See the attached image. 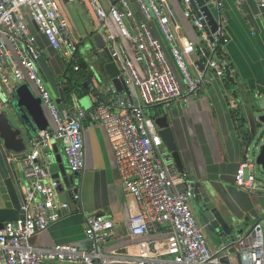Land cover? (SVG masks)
Listing matches in <instances>:
<instances>
[{
    "label": "built area",
    "instance_id": "obj_1",
    "mask_svg": "<svg viewBox=\"0 0 264 264\" xmlns=\"http://www.w3.org/2000/svg\"><path fill=\"white\" fill-rule=\"evenodd\" d=\"M177 1L197 34L196 41L177 36L179 27L172 25L168 0H134L138 14L128 0H0V113L15 89L28 82L54 124V128L38 132L29 141L28 151L19 160L26 187L25 203L21 207L23 219L5 223L0 229V264H220V257L231 249L237 253L239 264H264L262 222L256 223L250 234L227 238L216 253L208 249L205 232L192 209V187L187 176L175 169L153 115L146 111L169 106L174 101L186 103L204 92L214 80H222L225 74L226 68L219 57L221 48L229 42L227 22L220 15L223 0H208L196 10L192 6L194 0ZM256 1L264 7V0ZM76 2L86 7L89 21L102 31L109 57L118 63L125 75L124 85L133 89L134 95L102 98L96 94L95 105L89 110L76 107L60 111L39 75L37 61L42 53L28 23L34 24L49 46L78 72L81 37L64 9L65 4ZM203 7L218 11L215 31L211 30ZM109 21L118 36L112 33ZM150 23L156 25L167 49L153 35ZM100 53L105 54L104 49ZM231 106L236 107L233 102ZM86 122L104 130L122 188L136 201L138 212L130 219L131 234L145 236L168 228L176 247L172 259L146 254L136 258L107 255L104 245L113 234L114 223L94 214L85 218L84 233L91 244L89 249L59 244L50 248L33 246L32 238L37 233L77 208L78 184L71 185V190L76 191L72 196L74 206L59 201L61 184L49 173L52 162L44 161L47 150L60 142L67 170L71 175L81 174L85 169ZM247 152L248 148L234 183L250 193L264 191V185L256 182L255 164Z\"/></svg>",
    "mask_w": 264,
    "mask_h": 264
},
{
    "label": "crops",
    "instance_id": "obj_2",
    "mask_svg": "<svg viewBox=\"0 0 264 264\" xmlns=\"http://www.w3.org/2000/svg\"><path fill=\"white\" fill-rule=\"evenodd\" d=\"M128 1L138 14L134 0ZM168 3L172 10V25L179 27L177 36L196 41L197 34L190 22L184 18L181 3L177 0H168ZM223 4L220 15L226 19L225 31L229 42L221 48L219 57L228 71L226 77L230 86L225 87L223 79L214 80L204 92L188 99L186 103L174 101L169 106H157L146 111L154 115L158 109L161 112L164 108L168 110L175 143L184 163L183 173L187 176L189 184L199 183L203 188L210 187L208 196L227 221L232 234L247 235L252 233L254 225L258 222H262L264 228V191L247 192L235 185L234 177L245 157L241 134L252 139L259 127L254 110L257 101L264 96V8L256 0H242L240 4L237 0H223ZM103 5L106 6V3L103 2ZM82 6L83 14L88 15L86 7ZM108 23L112 33L118 36L112 21ZM28 27L41 53L47 55V63L59 82L67 72L68 62L49 46L34 24L28 23ZM149 27L167 49L156 25L150 23ZM84 32L86 36H80L78 58L85 62L88 71L93 75L90 81L94 88L90 94L92 104L95 105L94 94L102 98L114 94L134 95V90L129 87H126L128 94L115 91L111 80L117 78L124 81L125 75L116 61L113 62L106 53H100L101 48L97 47L93 40V37L102 31L98 30L97 25H92L88 29L84 27ZM84 39L90 40L85 48L82 46ZM118 41L126 46L121 39ZM194 57L192 59L197 58ZM137 68L139 69L138 66ZM191 70L196 73L193 68ZM12 99L15 100L14 95L11 96L9 104ZM77 100L75 98L67 105L68 111L80 107ZM232 102L236 105L235 108H232ZM236 109L244 119L240 129L232 117ZM49 120L54 128L52 120ZM35 136L26 139L27 148L29 141ZM54 146L66 168L63 144L58 142ZM84 147L85 169L72 180V183L78 184L80 198L76 204L77 208L46 230L37 233L32 238L33 246L50 248L59 244L74 246L79 250L89 249L91 244L84 233L85 218L94 214L114 223L113 234L104 245L107 255L136 258L146 254L172 259L176 247L168 228H160L145 236L131 234L130 219L138 212L137 204L133 196L123 190L108 138L97 124L85 123ZM47 153L44 162H54L56 154L53 147L47 150ZM67 172L71 175L68 170ZM20 178L24 194L26 187L21 173ZM256 182L259 186L262 185L259 181ZM72 194L71 188L67 189L61 184L59 201H67L74 206ZM205 236L208 249L212 253H216L219 246L231 237L221 232L213 236L205 233ZM220 264H239V257L229 250L225 256L220 257Z\"/></svg>",
    "mask_w": 264,
    "mask_h": 264
},
{
    "label": "water",
    "instance_id": "obj_3",
    "mask_svg": "<svg viewBox=\"0 0 264 264\" xmlns=\"http://www.w3.org/2000/svg\"><path fill=\"white\" fill-rule=\"evenodd\" d=\"M206 1L208 0H194L192 3L194 10L197 7L203 6ZM202 11L209 20V24L212 27L211 30L215 31L218 11L209 9L208 7H203ZM93 40L97 47L104 49L106 55L109 57L101 35L96 34ZM46 58L47 55L43 53L38 59V72L59 110L62 111L63 105L60 99L59 82L52 68L47 63ZM111 83L116 92L128 94L122 79L113 78ZM82 87L87 89L90 94L94 90L90 81L83 82ZM36 94L37 92L34 91L32 85L27 82L21 84L14 91L15 101L12 105L10 116L3 112L0 113V203L2 204L0 208V229L3 228L5 223L23 219L21 207L25 201L22 192L19 160L25 156L27 150L26 139L36 135L37 132L51 129L49 114ZM74 99H71L72 102ZM77 102L85 110L93 107L90 95L78 99ZM260 111L261 116L257 117L259 127L255 136L259 133L260 127L264 125V103L263 109L260 107ZM152 117L159 131L163 147L172 164L178 172L183 173L184 163L175 143L168 110L164 108L162 112L154 114ZM248 144L244 146L245 151L248 148ZM52 147L56 155L55 161L50 164L49 173L52 178L58 180L65 188L70 189L75 175L68 174L61 155L55 150L54 145ZM253 162L255 165L260 166L264 173V144ZM191 187L194 194V198L192 199L193 210L203 231L209 236L216 235L218 232L223 233L225 236H233L227 221L217 210L211 197L208 196L207 191H210V187L203 188L199 183L191 184ZM75 192L74 190L73 194ZM231 250L232 253H235L234 249ZM236 256H238L237 253Z\"/></svg>",
    "mask_w": 264,
    "mask_h": 264
},
{
    "label": "rangeland",
    "instance_id": "obj_4",
    "mask_svg": "<svg viewBox=\"0 0 264 264\" xmlns=\"http://www.w3.org/2000/svg\"><path fill=\"white\" fill-rule=\"evenodd\" d=\"M64 9H65V13H67L68 17L70 18L72 25L78 30L79 35L83 36L84 38L86 36L84 32V27L88 29L90 28V26H92V24L89 21L90 20L89 16L83 14V10H84L83 6L79 4L78 2H76L72 5L65 4ZM89 41H90L89 39H84V42H83L84 44H82L83 48L86 47V43ZM12 100L10 101V104H8L7 106L3 108V111H2L3 113L9 116L12 111V107H13L12 105L15 101V100L13 101ZM263 103H264V96H262L255 104L257 108L254 110L255 116L257 117L261 116L260 107L261 109H263ZM263 144H264V125L260 127L259 133L254 137V139L250 142V144H248L247 155L251 161L256 159ZM27 149H29V147ZM254 174H255L256 180L259 181L262 185H264V173L260 166L255 165Z\"/></svg>",
    "mask_w": 264,
    "mask_h": 264
},
{
    "label": "trees",
    "instance_id": "obj_5",
    "mask_svg": "<svg viewBox=\"0 0 264 264\" xmlns=\"http://www.w3.org/2000/svg\"><path fill=\"white\" fill-rule=\"evenodd\" d=\"M79 71L74 72L71 64L68 65L67 72L65 75L61 78L59 81V91H60V99L63 105L64 110H68L67 105L72 102V98L81 99L87 95H90L89 91L82 87V83L85 81H91L93 78V75L88 71L87 66L84 61L79 60ZM227 70H225V74L223 77V82L225 84V87L230 86V81L226 77ZM70 73V74H69ZM96 95V94H94ZM161 111L158 109L155 111V114L160 113ZM238 110L236 109L233 111V119L236 121L239 129L244 124V119L242 116L238 113ZM242 144L247 145L251 141V137L247 135L241 134Z\"/></svg>",
    "mask_w": 264,
    "mask_h": 264
},
{
    "label": "flooded vegetation",
    "instance_id": "obj_6",
    "mask_svg": "<svg viewBox=\"0 0 264 264\" xmlns=\"http://www.w3.org/2000/svg\"><path fill=\"white\" fill-rule=\"evenodd\" d=\"M191 205H192V203H191ZM192 209H193V206H192ZM194 211V210H193ZM194 214H195V212H194ZM196 216V215H195ZM197 218V217H196Z\"/></svg>",
    "mask_w": 264,
    "mask_h": 264
}]
</instances>
